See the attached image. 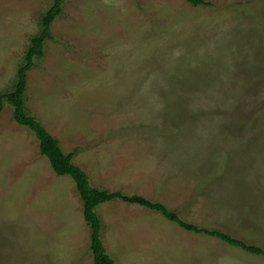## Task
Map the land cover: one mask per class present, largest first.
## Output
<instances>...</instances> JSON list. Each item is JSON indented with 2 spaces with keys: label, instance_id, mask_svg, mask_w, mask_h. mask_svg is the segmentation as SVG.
I'll use <instances>...</instances> for the list:
<instances>
[{
  "label": "rangeland",
  "instance_id": "1",
  "mask_svg": "<svg viewBox=\"0 0 264 264\" xmlns=\"http://www.w3.org/2000/svg\"><path fill=\"white\" fill-rule=\"evenodd\" d=\"M205 1L63 0L24 106L94 186L160 201L264 248V0ZM52 2L0 0V94L13 90ZM2 104L13 145L0 155V264H93L72 179L34 160L44 158L36 138ZM95 210L115 257L128 223L141 234L133 256L162 255L151 264H264L136 204L112 199ZM170 237L208 239L191 245L198 258Z\"/></svg>",
  "mask_w": 264,
  "mask_h": 264
},
{
  "label": "trees",
  "instance_id": "2",
  "mask_svg": "<svg viewBox=\"0 0 264 264\" xmlns=\"http://www.w3.org/2000/svg\"><path fill=\"white\" fill-rule=\"evenodd\" d=\"M185 1L193 6L209 5V2L205 0ZM62 2L63 0H53L52 5L43 15L41 19V30L36 36L31 38L30 45L24 56V61L16 70V82L13 90L0 94V111L3 106L2 101L5 100L7 104L12 107V116L15 122L20 126L28 128L38 140L39 152L47 158L53 172L56 175H68L72 179L82 203L83 219L90 230L89 251L92 255L93 264H116L102 244V225L95 212L98 205L112 199H119L129 204H136L149 210L159 212L166 220L175 223L186 231L218 238L230 246L241 249L243 252L261 256L264 259L263 247L233 237L225 231L199 227L189 223L180 217L177 210L169 209L160 201L150 200L137 194L125 195L119 191L111 192L108 189L94 186L87 174L72 162L74 152L64 154L57 139L47 132L36 117L27 113L23 99L26 88V74L33 65V58L42 57L44 41L46 39H51L49 31L50 24L61 14Z\"/></svg>",
  "mask_w": 264,
  "mask_h": 264
},
{
  "label": "crops",
  "instance_id": "3",
  "mask_svg": "<svg viewBox=\"0 0 264 264\" xmlns=\"http://www.w3.org/2000/svg\"><path fill=\"white\" fill-rule=\"evenodd\" d=\"M33 64H34V58H33ZM33 66V65H32ZM32 68V67H31ZM31 68L27 71V74H28V72L31 70ZM27 74H26V83H27ZM25 92H26V88H25ZM25 92H24V95H23V99H24V105H25ZM9 105V104H8ZM3 107V106H2ZM25 107V106H24ZM99 107V106H98ZM12 108V107H11ZM1 112V111H0ZM12 118H13V116H12ZM38 119V118H37ZM14 120V119H13ZM13 120H12V122L11 123H13ZM39 120V119H38ZM14 122H15V120H14ZM16 123V122H15ZM17 124V123H16ZM15 125V124H14ZM22 127H24V126H22ZM2 128H4V127H2ZM2 128H0V133H1V135L2 136H0V155H2L3 153L5 154V155H7V154H9V153H11V148H10V146H12V145H10L9 143H8V140L6 139V137H5V133L6 132H8V129H11V126H9L8 128L7 127H5V128H7V129H2ZM31 132V131H30ZM32 133V132H31ZM33 134V133H32ZM34 136V135H33ZM22 137V136H21ZM35 137V136H34ZM22 139H24L23 137H22ZM37 140V139H36ZM18 142H17V145L18 146H20V147H22V149L25 151V154L23 155V157H25V158H28L29 157V151H28V149L26 148V142H25V140H23V141H21L20 142V139L19 140H17ZM36 143H37V146L35 147L36 148V150H37V153L39 154V155H42L40 152H39V145H38V140L36 141ZM44 156V155H43ZM23 157H22V159H23ZM42 156H40V157H36L34 160H45V159H47L45 156H44V158L42 157ZM98 206H100V205H98ZM97 206V207H98ZM96 207V208H97ZM95 212H96V210H95ZM97 213V212H96ZM97 215H98V213H97ZM98 217H99V220H100V222H102V217H100L99 215H98ZM127 221H129V220H127ZM141 220H137V222H140ZM168 221V220H167ZM169 223H172V222H170V221H168ZM103 223V222H102ZM105 224V223H104ZM126 224V226L128 227V228H126V229H124V233H125V235H124V237L122 238V239H120L118 242H117V247L115 248V253H116V257L114 256V253L113 252H111L110 250H109V248H107V246H106V244L102 241V244H103V246H104V248H105V250L109 253V255H110V257L115 261V263L116 264H124V260L126 259V258H128V259H132L133 261H132V264H151V263H149L150 261L153 263L154 261H156V262H159L157 259H159V258H161L162 257V255L160 256V257H156L157 259H154L152 256L153 255H151L152 254V250L150 249V250H141L140 249V254H135L136 256H133L132 254H134V253H136V252H139V251H136V252H133L135 249H136V247H133L134 246V244H135V239L136 238H139L140 236H141V234H138V228H133V227H130V225H128V223H125ZM106 226V225H105ZM184 231H186V230H184ZM186 232H189V231H186ZM196 234V233H195ZM210 236H208V238H209ZM208 238H206V239H208ZM210 238H213V237H210ZM215 238V237H214ZM205 239V237L203 238H194V240L192 239L191 241H197V243H199L200 244V242H202L203 244L207 241ZM212 239H210V241H211ZM133 241V242H132ZM167 241H168V244L171 242V243H173L175 246H184V250L185 251H187V255H189L190 257L191 256H196V257H200V250H201V248L199 247V245H198V248H194V246H191V245H193V244H197V243H194V242H192V243H190V244H187L186 242H182V240L181 241H177V240H174V239H172V237H170V239H168L167 238ZM221 241V240H220ZM106 242H107V240H106ZM175 249H176V247H175ZM175 249H173L172 251H174ZM144 251V252H143ZM151 255V256H150ZM185 255V254H184ZM186 256V255H185ZM198 257V258H199ZM146 258L148 259V260H146ZM93 262V261H92ZM143 262H145V263H143ZM210 263H213V261L212 262H210ZM161 264V263H160Z\"/></svg>",
  "mask_w": 264,
  "mask_h": 264
}]
</instances>
